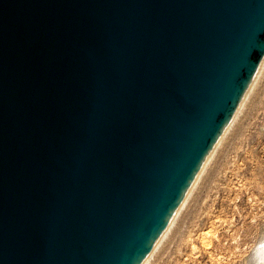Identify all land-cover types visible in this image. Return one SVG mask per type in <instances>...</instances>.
I'll list each match as a JSON object with an SVG mask.
<instances>
[{
    "label": "water",
    "instance_id": "obj_1",
    "mask_svg": "<svg viewBox=\"0 0 264 264\" xmlns=\"http://www.w3.org/2000/svg\"><path fill=\"white\" fill-rule=\"evenodd\" d=\"M263 71L264 0H0V264H149Z\"/></svg>",
    "mask_w": 264,
    "mask_h": 264
},
{
    "label": "rangeland",
    "instance_id": "obj_2",
    "mask_svg": "<svg viewBox=\"0 0 264 264\" xmlns=\"http://www.w3.org/2000/svg\"><path fill=\"white\" fill-rule=\"evenodd\" d=\"M263 238L264 71L149 264H254Z\"/></svg>",
    "mask_w": 264,
    "mask_h": 264
},
{
    "label": "bare ground",
    "instance_id": "obj_3",
    "mask_svg": "<svg viewBox=\"0 0 264 264\" xmlns=\"http://www.w3.org/2000/svg\"><path fill=\"white\" fill-rule=\"evenodd\" d=\"M252 257L254 264H264V238L254 245ZM251 259V260H252Z\"/></svg>",
    "mask_w": 264,
    "mask_h": 264
}]
</instances>
